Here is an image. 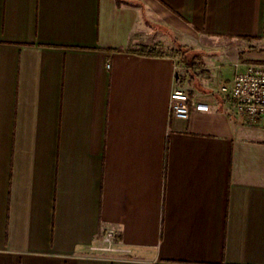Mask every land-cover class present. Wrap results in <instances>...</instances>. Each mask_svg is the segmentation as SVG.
Masks as SVG:
<instances>
[{
    "label": "crops",
    "instance_id": "crops-1",
    "mask_svg": "<svg viewBox=\"0 0 264 264\" xmlns=\"http://www.w3.org/2000/svg\"><path fill=\"white\" fill-rule=\"evenodd\" d=\"M249 64L264 0H0V264H264ZM178 78L210 111L172 116Z\"/></svg>",
    "mask_w": 264,
    "mask_h": 264
},
{
    "label": "built area",
    "instance_id": "built-area-1",
    "mask_svg": "<svg viewBox=\"0 0 264 264\" xmlns=\"http://www.w3.org/2000/svg\"><path fill=\"white\" fill-rule=\"evenodd\" d=\"M180 78L171 95L172 116L187 120L191 110L210 111V105L206 102L192 98L187 91L180 86ZM221 91L231 102V107L239 116L250 122L256 123L264 117V67L257 64H249L245 69L236 73L232 83L222 86ZM118 239L115 228L105 229L102 232L103 244H113Z\"/></svg>",
    "mask_w": 264,
    "mask_h": 264
},
{
    "label": "trees",
    "instance_id": "trees-1",
    "mask_svg": "<svg viewBox=\"0 0 264 264\" xmlns=\"http://www.w3.org/2000/svg\"><path fill=\"white\" fill-rule=\"evenodd\" d=\"M180 49H183V47H179ZM140 53H147V54H152V55H160L161 53L157 51V48H152V47H141L139 50Z\"/></svg>",
    "mask_w": 264,
    "mask_h": 264
},
{
    "label": "rangeland",
    "instance_id": "rangeland-1",
    "mask_svg": "<svg viewBox=\"0 0 264 264\" xmlns=\"http://www.w3.org/2000/svg\"><path fill=\"white\" fill-rule=\"evenodd\" d=\"M173 53H175L177 56H179L180 62L183 61V58H184L183 54L185 53L183 51V49L178 48L176 50H173Z\"/></svg>",
    "mask_w": 264,
    "mask_h": 264
}]
</instances>
